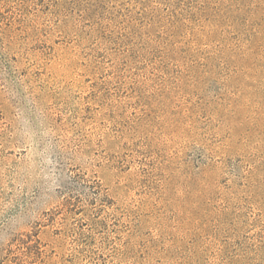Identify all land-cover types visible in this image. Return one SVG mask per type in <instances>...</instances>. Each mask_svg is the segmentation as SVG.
I'll use <instances>...</instances> for the list:
<instances>
[{
  "label": "rangeland",
  "instance_id": "1",
  "mask_svg": "<svg viewBox=\"0 0 264 264\" xmlns=\"http://www.w3.org/2000/svg\"><path fill=\"white\" fill-rule=\"evenodd\" d=\"M0 264H264V0H0Z\"/></svg>",
  "mask_w": 264,
  "mask_h": 264
}]
</instances>
